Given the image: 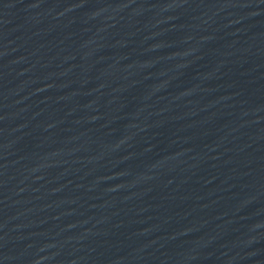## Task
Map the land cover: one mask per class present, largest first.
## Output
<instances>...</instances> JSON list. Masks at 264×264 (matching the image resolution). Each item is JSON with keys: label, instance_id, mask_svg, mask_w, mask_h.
I'll list each match as a JSON object with an SVG mask.
<instances>
[{"label": "water", "instance_id": "95a60500", "mask_svg": "<svg viewBox=\"0 0 264 264\" xmlns=\"http://www.w3.org/2000/svg\"><path fill=\"white\" fill-rule=\"evenodd\" d=\"M0 264H264V0H0Z\"/></svg>", "mask_w": 264, "mask_h": 264}]
</instances>
